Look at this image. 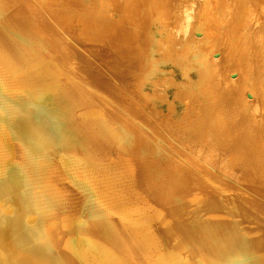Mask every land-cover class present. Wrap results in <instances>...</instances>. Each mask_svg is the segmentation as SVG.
<instances>
[{
    "label": "bare ground",
    "instance_id": "1",
    "mask_svg": "<svg viewBox=\"0 0 264 264\" xmlns=\"http://www.w3.org/2000/svg\"><path fill=\"white\" fill-rule=\"evenodd\" d=\"M103 1H101L103 2L102 7L106 4L105 0ZM126 1L133 2V0ZM229 1L231 6L225 7ZM252 1L257 6L252 7L253 3L250 4L249 0H223L225 3L223 6L221 0L222 7L233 14L228 12L229 15L226 13L228 10L220 9L221 13H226L231 20L235 17L237 21L231 22V24L225 23V31L222 29L223 32L215 33V38L221 39L222 43L214 38L220 44L217 42L219 45H215L213 50L215 52L211 55V57L216 56L215 61L210 59L217 63V69L213 66L216 70L215 76L210 80L207 78V86H204L206 91L203 93L209 96L205 95L206 101L201 104L202 106L197 112V115H201V117L193 114L196 117L189 120L188 116L190 117L191 112L188 110L185 115L188 122L182 127L174 125L175 130L165 129V124L161 125L160 117L157 120L158 126L155 124L153 126L146 125L152 131L151 133L147 129L152 136L143 133V139L175 138L172 141H176L174 143L182 147L180 149L173 146L175 150L172 149V151H167L166 148L167 150L163 153L166 158L161 159L158 158L159 156L139 155L135 149V146L141 144L136 139L143 129L136 124L138 120L142 119H138V114H136L140 104L135 99L136 97H132L133 95L130 93L131 97L125 96L126 100L124 99L122 102V105L124 103L128 108L126 109L127 115L122 118L125 115L121 116L123 112L119 113L122 119L116 118V127H113L115 123L111 124L112 126H105L100 122V129H103L105 135H101V137L95 135L94 132L91 134L93 129L89 132L93 127H90L93 124L89 121L90 119L99 120L105 117L106 120H112V111L117 112L120 109L114 110L115 108L112 109L113 104L106 106L103 101L97 99L92 103L88 101L86 99L88 98L87 89H82L80 86L82 83L79 84L83 80H77V78L73 80L74 76L70 72L71 70L69 71L66 67L68 50L79 48V50L85 51L91 47L88 44L82 46L83 43L74 45L73 39H71V34L76 33L75 28L78 27L71 25L73 24L71 21L77 13V18L80 15L78 12L80 4L77 6L78 3H81L80 0H0V160L2 162V159L7 157L18 162L22 159L30 164V171L40 170L42 175L45 172V178H42L47 184L49 182L52 187L50 190L53 191H49L51 187L48 185L49 188L46 189L48 196L39 198L34 195L31 189L24 190L22 186H25L26 183L25 176L20 174L22 168L16 165H12L7 173H0V194L7 199L0 203V218L5 219L8 225L13 226L12 232L20 240L18 245H14L10 239L0 241L3 250L9 254L11 264H51L43 254L36 252L28 244L29 241L25 239L26 233L25 229L21 227V220L29 217L31 212L35 213L30 216L33 217L32 219L37 218V220L45 221L42 224L45 228L50 226L46 228H49L48 232L55 226L54 230L56 228L57 236H59L58 238L55 235L56 241L61 240L62 242L65 239L64 231H71L70 234L73 232L80 237V240L84 238L93 251L88 250L87 253L91 252L93 256L98 253L100 259L104 257V264H264V0ZM90 2L88 3L90 4ZM211 3H208L209 7ZM239 3L245 5L239 6ZM118 4L115 3L116 8L114 9L123 10V12L134 6L127 7V3L123 6ZM91 5L95 6L92 3ZM217 7L216 5L212 6L210 11L214 13ZM250 7L255 8L259 14L254 16L251 13L252 17H249V14H243L248 8L250 10ZM88 8L90 9V7ZM134 10L130 11L131 14ZM90 11L88 13L94 12V10ZM253 11L254 9L250 10V12ZM88 13H85L84 18H87ZM192 13L195 14V12ZM207 15L204 17L208 18ZM128 16L130 17L129 14ZM228 16H224V18L229 20ZM105 17H107L106 14ZM241 17L244 18V21L239 22ZM167 19L169 20V18ZM68 21L69 25H67ZM134 22H129L128 26H136V22ZM97 23L99 22L97 21ZM211 23L210 21L209 24ZM216 23L213 24L217 25L222 22ZM84 25L86 24L84 23ZM90 25L88 23L86 28ZM105 25L111 28L112 23L109 21ZM207 26L210 29V25ZM82 28L85 32L87 31L85 27ZM82 28L81 30H83ZM91 28L94 31V27ZM100 29L98 27L99 31L96 29L95 31L100 32ZM104 30L106 29L104 28ZM107 30L105 32L108 33L109 30ZM167 30L169 29L167 28ZM122 32L115 31L116 35H121ZM115 33L111 32V34ZM77 34L79 33L77 32ZM79 35L78 38L81 37L79 39L83 40V36ZM83 35L86 36L88 33ZM136 35L137 32L129 31L126 38H114L115 41H113L118 49L123 46L129 51L130 55L128 53L126 56L132 60L127 62L128 65H136V59H139V56L142 57L138 54V46L142 42L139 43ZM95 40H97V36ZM85 42L87 43V41ZM92 42L90 43L92 44ZM214 42L210 43L214 45ZM101 43L98 44L101 45ZM119 43L122 45L120 46ZM205 46L207 47V45ZM206 50L209 54L210 49ZM206 50L205 53H207ZM77 56L79 57V54ZM210 67L208 70H211ZM93 68L92 72L95 70ZM98 69L96 65V70ZM100 72L99 70V76L106 73L104 70L102 74ZM107 73L108 76H111L109 70ZM91 76L93 79V74ZM209 77L211 78V76ZM95 78L94 80H96ZM98 79L100 78L98 77ZM103 79L105 80V78ZM157 82L159 81L155 80L151 83L152 89L157 86ZM98 84L100 86V83ZM199 85L201 86V84ZM122 88L124 89V87ZM16 94H23L24 96L20 97L23 99L16 98L15 96H18ZM148 94L150 93L142 91L141 96L146 98ZM198 100L200 99L198 98ZM169 103L171 104V102ZM192 107L194 108L193 105ZM210 110L217 111L221 120L216 119L210 124V120H208V124L205 123L206 121L203 122L204 115ZM147 113L150 112L147 111ZM171 114L180 115L175 109L171 111ZM140 115L139 117L142 116ZM161 115L159 114L157 117ZM148 117L145 116V119L147 120ZM197 120L201 123L200 127L204 123L206 125L194 129V127L196 128L194 123ZM89 122L91 125H88ZM74 124L76 128H74ZM88 135L91 138L89 145L101 147L95 153L92 151L93 155L100 157H87L83 169L81 167L70 168V166L62 165L56 159V155H58L61 158L75 160L74 156L77 155L72 151L73 154L69 153L70 156H68L66 150L67 153H64L57 146V140L68 138L70 142L79 144ZM134 138L136 141L133 143ZM212 138L215 139V143L209 144L208 141ZM103 139L107 141H103ZM166 140L168 141V139ZM59 145L61 146V144ZM184 148L186 149L183 150ZM71 150L73 149L71 148ZM39 162H41L42 168H40ZM154 169L158 173H154L155 171H152ZM79 170H83L82 172L85 173V183L79 182L75 178V173ZM21 178H24V184ZM79 188H83L84 191ZM66 202H73L71 208L75 207L77 212L73 213L74 210H72L73 212L70 213L69 207L63 206ZM76 205H80V207H76ZM2 234L3 232L0 230V236ZM110 237L116 239V242L121 239L119 242L125 240L131 244L126 246L122 242L114 243L113 240L109 242ZM51 241L57 244L53 239ZM107 241L109 244L106 243ZM60 245L58 243L57 246L60 247ZM65 245L68 246L67 243ZM121 245L124 250L120 249ZM59 247H56L57 251ZM125 247L132 249V256L128 255L127 251L125 252ZM66 248L59 249L64 256L68 257L65 259L69 260L70 264H80L77 259L72 258ZM154 248L157 249L158 254L148 258L147 256L152 254ZM81 254L83 253L81 252ZM1 259L4 260L3 257ZM88 259L91 260V258ZM87 263L81 261V264Z\"/></svg>",
    "mask_w": 264,
    "mask_h": 264
},
{
    "label": "rangeland",
    "instance_id": "2",
    "mask_svg": "<svg viewBox=\"0 0 264 264\" xmlns=\"http://www.w3.org/2000/svg\"><path fill=\"white\" fill-rule=\"evenodd\" d=\"M81 3H78L77 6H79V9H78V12H79V16L77 18V15L78 13L73 17L74 19H72V23L71 25H74V26H78L77 28H75L77 31L76 33H73L71 34V39L72 40V43L74 45H78V44H82V46L85 44V45H91L90 49L88 48L87 50L85 51H81L79 50V48L77 49H73V50H68L67 52V61H66V67L68 68V70L73 74L74 79L77 78V80H83L81 82H79V84H81L80 86H82V89H87L86 90V93L88 95V98H86L88 101H90L91 103L92 102H95V100L97 99L98 101H103L105 103V105L107 106L108 104H113L112 106V109L114 110H119L120 111H112L113 112V116L112 115V120L108 119L106 120V118L104 117L103 119H90L89 121H91L93 124L91 125L89 122L88 125H91L90 127H92L89 132L92 130L91 134H93V132L95 133V135H98V136H101V135H105V132L103 133V129H100V122H102L101 124H104L105 126H109L113 123V127H116L117 126V122L115 120H117L118 118H120L123 114L125 116H122V118L126 117L127 115V110L128 109L125 104L123 103L122 105V102H124V99H125V96L126 97H131V95H133L132 97H136L135 99L139 102L140 106L139 105V108H138V119H141V120H138L136 122V124L141 128L143 129L142 130V133L139 134L140 136L137 137V141L139 140L141 142V144L135 146V149L136 151L139 153V155H147V156H156L158 158H166V155L163 154L167 149V151H172L175 150V148H173V146H177L178 148L182 149V147H179L177 144H175L174 142L176 141H172V140H175V138H166L168 139V141L161 137V139H143V133L145 135H151L152 136V131L149 130V127H147L146 125H150V126H153L154 124L156 126H158L157 124V120L158 118L160 117L162 122H161V125L163 126L164 124V128L167 130H171V129H174L175 130V127H182L183 125H185V123H187L188 121L185 119L187 116L186 113L188 112H191L190 114V117L188 116V119L191 120L192 118L196 117L194 115H197V112L198 110H200L201 108V104H203L206 100V96L208 97L209 95H206L205 93H203V91L205 92V88L204 87L205 85L207 86V81L214 78L215 76V72L217 69V63L216 62H213L212 60H214V58L216 56H212L213 55V51L214 48H215V45H219V41L222 43V40L220 39H217L215 38L216 35L215 33H218V32H223V30L225 31L226 26L225 23L227 24H231V22L233 23L234 21H237L235 19V17L232 16V12L228 9H225V7H228V6H231V2H227L226 6H225V3L223 2V6H225L224 8L222 7V2L221 0H217L219 2L217 3H214L213 1L215 0H133V2H128L126 0H111V1H107L105 0V5H103L105 7H102L101 4H103V0H80ZM91 1V2H90ZM103 1V2H101ZM108 3H107V2ZM117 1V2H116ZM180 1V2H179ZM194 1V3H193ZM200 1V2H199ZM250 4L253 3V5H251L252 7L254 6H257L255 5V3L252 1V0H249ZM90 2V4L88 3ZM112 2H113V7H112ZM186 2V3H185ZM198 2V4H197ZM205 2V4H204ZM210 2H213L210 4V7H209V4L208 3ZM89 5H88V4ZM92 4H95L94 5H91ZM115 3L118 4V5H124L127 3V7H130V5H134L132 7H130V10L126 11L124 10H116L114 8L115 7ZM121 3V4H120ZM166 3V4H165ZM179 3V5H178ZM229 3V4H228ZM168 4V5H167ZM184 4H189V5H184ZM196 4V5H195ZM257 4V3H256ZM85 5V6H84ZM167 5V6H166ZM199 5V7H198ZM207 5V6H206ZM216 5H218V7L215 9V12L213 13L212 11H210V9L212 10V6L214 7ZM221 5V6H219ZM245 5L244 3H239V6H243ZM90 7V9H93L94 12L88 8ZM92 6V7H91ZM101 6V7H100ZM109 6V7H108ZM117 6V5H116ZM126 6V5H125ZM124 6V7H125ZM138 8H137V7ZM141 8H140V7ZM174 6V7H173ZM177 6V7H176ZM186 6V7H185ZM194 6V7H193ZM95 7V8H94ZM136 7V8H134ZM172 9H170V8ZM207 7V8H206ZM220 7V8H219ZM250 7V10L252 11V9H254V13L253 12H250L249 8L247 11H245L243 14H249V17L252 15H250L251 13L258 15L259 13L255 10V8H252ZM83 8V9H82ZM132 8H134V12L133 14H131V12L133 11ZM204 8V9H203ZM85 9V10H84ZM90 12H93L95 14H91V13H88L89 11ZM168 9V10H167ZM180 9V10H178ZM223 11H227L226 13L229 14V13H232L231 16L233 17L232 20L229 18L230 16H228L226 13H221V10ZM177 10V11H175ZM210 12H209V11ZM82 11V12H81ZM131 11V12H130ZM137 12V15H136V12ZM181 11V12H179ZM189 11V12H188ZM204 11V12H203ZM208 11V12H207ZM214 11V9H213ZM257 13H256V12ZM98 12V13H97ZM100 12V13H99ZM105 12L106 16L105 17V14H103ZM140 12V13H139ZM169 12V13H168ZM192 12H195L192 13ZM229 12V13H228ZM250 12V13H249ZM85 13H88V16L87 18H84L85 16ZM97 13V14H96ZM188 13V14H187ZM208 13V15H207ZM236 13V12H235ZM239 13V12H238ZM82 14V15H81ZM100 16H99V15ZM104 16H103V15ZM121 16H120V15ZM128 14L130 15L131 19H129L130 17L128 16ZM212 14V15H211ZM215 14V15H214ZM220 16L221 14L223 15V17H218ZM220 14V15H219ZM134 17H132V16ZM176 15V17H175ZM189 15V16H188ZM210 19V21L212 22L211 24L209 19L204 17L206 16ZM210 15V16H209ZM229 18V20L227 18H224L227 17ZM230 15V14H229ZM112 16V17H111ZM123 17V19H121V17ZM126 16H128V18H126ZM168 16V17H167ZM170 16V17H169ZM193 16V17H192ZM201 18H200V17ZM215 16V17H214ZM253 16V17H254ZM82 17V18H81ZM174 17V18H173ZM180 17V19H179ZM186 17V18H185ZM217 17V18H216ZM248 17V18H249ZM84 18V19H83ZM89 18V19H88ZM93 19V20H90V19ZM136 18V20H135ZM169 18V20L167 19ZM191 18V19H190ZM216 18V19H215ZM224 18V19H223ZM80 19V21H79ZM87 19V20H86ZM96 22H95V20ZM128 19V20H127ZM171 19V20H170ZM190 19V20H189ZM201 19V20H200ZM204 19V20H203ZM207 19V20H206ZM224 21H223V20ZM122 20V22H121ZM135 20V22H134ZM180 20V21H179ZM183 20V21H182ZM186 20V21H184ZM216 20V21H215ZM226 20V21H225ZM241 20L244 21V18L241 17L239 18V22H241ZM249 20V19H247ZM246 20V21H247ZM70 21V20H69ZM69 21H68V24L69 25ZM78 21H79V24H78ZM82 21V22H81ZM83 21H86V22H83ZM97 21L99 23H97ZM111 22L112 23V26L111 28L106 26L105 23L107 22ZM126 21H129L131 23H135L136 26H128V23ZM170 21V22H169ZM177 21V22H176ZM201 21V22H200ZM218 21H221L222 23H218ZM81 22V23H80ZM104 23V24H101V23ZM169 22V24H168ZM180 22V23H179ZM183 22V23H182ZM190 22V23H189ZM194 22V23H193ZM197 22V23H196ZM202 22L203 26L202 25ZM209 22L208 24H205ZM218 24H217V23ZM84 23L86 25H84ZM90 29H87L86 26L88 25ZM117 23V24H116ZM216 23L217 25H214ZM84 26H82V25ZM99 24V25H98ZM127 25L126 27L123 26V25ZM150 24V25H149ZM168 24V25H167ZM171 24V25H170ZM183 24V25H182ZM221 25L220 27L218 25ZM104 25V26H102ZM165 25V26H163ZM191 25V26H189ZM207 25H210V29ZM101 26V27H100ZM123 26V27H122ZM167 26V27H166ZM169 26V27H168ZM173 26V27H172ZM188 26V27H187ZM206 26L208 27L206 29ZM212 26V28H211ZM69 27V26H68ZM82 27H85L87 31L89 32H85L84 28H82L83 30H81ZM91 27H94V31L95 29L98 30V27L100 29V32L98 31H93V29ZM97 27V28H95ZM116 27V28H114ZM139 27V28H138ZM171 27V28H170ZM175 27V28H174ZM177 27V29H176ZM182 27V28H181ZM185 27V28H184ZM200 27H204V28H200ZM104 28L108 31L105 32L106 30H104ZM118 28V29H117ZM123 28V29H122ZM134 28V29H133ZM167 28L169 30H167ZM174 28V29H173ZM187 28V30H186ZM215 31H212L214 30ZM71 29V28H69ZM72 29H74V27H72ZM115 29V30H114ZM183 29V30H182ZM209 29V30H208ZM223 29V30H222ZM123 30V32H122ZM177 30V31H176ZM189 30V32H188ZM81 31V32H80ZM116 32H122L121 35L120 34H117L116 35ZM129 31H134V32H137V35L136 37L138 38L137 40H139V43L140 46H138V54H140L142 57L139 56V59L137 58L136 61V65H128L130 59L132 60V58H128L129 56H126V54L129 53V51L125 48V47H121L118 49V47L114 44L113 41H115L114 38H121V39H124L128 36L129 34ZM170 31H172L170 33ZM185 31H187V33H185ZM196 31V32H195ZM198 31V32H197ZM212 31V33H211ZM77 32L79 34H81V36H83V40L79 39L81 37L78 38V36H80L79 34H77ZM88 33V35H83L85 33ZM92 32V34H91ZM110 32V33H109ZM112 33H115V34H111ZM169 32V33H168ZM179 32V33H178ZM183 32V33H182ZM99 33V34H98ZM140 33V34H139ZM177 33V34H176ZM188 33H189V36H188ZM195 33V35H194ZM90 34V35H89ZM97 34V35H95ZM108 34H110L108 36ZM127 34V35H126ZM174 34V35H173ZM197 34V35H196ZM95 35V36H94ZM103 35V36H102ZM115 35V36H113ZM125 35V36H124ZM177 35V36H176ZM194 35V36H193ZM223 35V34H221ZM88 36V38H87ZM93 36H94V39H93ZM96 36H97V40H99L97 42L96 39ZM118 36V37H117ZM214 36V37H213ZM74 37V38H73ZM77 37V38H76ZM91 37V38H90ZM142 37V38H141ZM154 37V38H153ZM84 38L86 39L85 41H87V43L84 41ZM99 38V39H98ZM144 38V39H143ZM214 38L216 40H219V41H216L214 40ZM75 39V40H74ZM92 39V41H91ZM173 41H172V40ZM212 39V40H211ZM103 40V41H102ZM106 40V41H104ZM153 40V41H152ZM169 40V41H167ZM200 40V41H199ZM210 40V41H209ZM75 41V42H74ZM89 41V42H88ZM102 43H101V42ZM144 41V43H143ZM178 41V42H177ZM214 42V45H212L213 43H210V42ZM80 42V43H79ZM92 42V44L90 43ZM97 42V43H95ZM163 42H165L163 44ZM169 42V43H168ZM177 42V43H176ZM219 44H218V43ZM77 43V44H75ZM90 43V44H89ZM94 43V45H93ZM101 43V45L99 44ZM206 43V44H205ZM210 43V45H209ZM216 43V44H215ZM169 44V45H168ZM174 44V45H173ZM176 44V45H175ZM179 44V45H177ZM198 44V45H197ZM119 45L121 46L122 44L119 43ZM165 45V46H164ZM207 45V47L205 46ZM210 47H209V46ZM96 46V47H95ZM108 46V47H107ZM176 46V47H175ZM193 46V47H191ZM203 46V47H202ZM213 46V47H212ZM117 47V48H116ZM209 47V48H208ZM101 48V49H100ZM106 48V49H105ZM108 48V49H107ZM150 48V49H149ZM192 48V49H191ZM205 48V49H204ZM212 48V49H211ZM92 49V50H91ZM103 49V50H102ZM112 49V50H111ZM209 51V54L207 52V50ZM108 50V51H107ZM205 50L207 53H205ZM67 51V50H66ZM80 51V52H79ZM104 51V52H103ZM195 51V52H194ZM75 52H77V54H75ZM89 54H88V53ZM212 52V53H211ZM218 52V51H217ZM84 53V54H82ZM95 53V54H94ZM104 53V54H103ZM211 53V54H210ZM69 54V55H68ZM79 54V57L77 56ZM82 54V55H81ZM100 54V55H99ZM146 54V55H145ZM81 55V56H80ZM91 55V56H90ZM97 55V56H96ZM113 55V56H112ZM125 57H124V56ZM130 55V53L128 54ZM209 55V56H207ZM76 56L77 58H74ZM84 56V57H82ZM93 56H96L95 58ZM71 57V58H70ZM82 59H81V58ZM93 57V58H91ZM79 58V59H78ZM91 58V59H90ZM101 58V59H100ZM129 60H128V59ZM212 60H211V59ZM108 59V60H107ZM114 59V60H113ZM121 59V60H120ZM201 59V60H200ZM94 60V61H93ZM100 60V61H98ZM120 60V61H119ZM179 60V62H178ZM201 61V62H200ZM215 61V60H214ZM93 62V65H91ZM95 62V63H94ZM99 62V63H98ZM101 62V64H100ZM111 62V63H109ZM128 62V63H127ZM212 65L210 67V64ZM212 62V63H211ZM70 65H68V64ZM103 63V64H102ZM107 63V64H106ZM197 63V64H196ZM106 67H105V65ZM68 65V66H67ZM78 65V66H77ZM96 65H97V68H99L98 70H96ZM104 65V67H103ZM109 65V66H107ZM121 65V66H120ZM102 66V67H101ZM137 66V67H136ZM215 66V67H213ZM90 67V68H89ZM94 67V68H93ZM101 67V69H100ZM108 67V68H107ZM111 67V68H109ZM134 67V68H133ZM184 67V68H183ZM210 67L211 70H208V68ZM93 68V72H92V69ZM137 68V69H136ZM215 68V69H214ZM99 70L101 71L100 73L102 74L103 73V70L106 72V73H103L101 76L98 75V72ZM109 70V73H111V76L109 75L108 76V73L107 71ZM183 70V71H181ZM200 70V71H199ZM202 70V71H201ZM240 70V69H239ZM74 71V72H73ZM98 71V72H97ZM199 71V72H198ZM212 71V72H211ZM214 71V72H213ZM241 71V70H240ZM92 72V73H91ZM97 72V73H96ZM126 72V73H125ZM210 72V73H209ZM237 72V71H236ZM141 73V74H140ZM200 73V74H199ZM214 73V74H213ZM91 74H93V79H92V76ZM95 74V75H94ZM96 74H97V77H96ZM105 74V75H104ZM208 76H206V75ZM213 74V75H212ZM76 75V76H75ZM121 75V76H120ZM128 75V77H127ZM135 75V76H134ZM138 75V77H137ZM205 75V76H204ZM106 76V77H105ZM167 76V78H166ZM211 76V78L209 77ZM81 77V78H80ZM91 77V78H90ZM96 77V78H95ZM102 78L101 80L97 78ZM80 78V79H79ZM94 78L96 80H94ZM105 78V80L103 79ZM121 78V79H120ZM166 78V79H165ZM207 78H209L207 80ZM107 79V80H106ZM110 79V80H109ZM123 79V80H122ZM198 79V80H197ZM205 79V80H204ZM86 80V81H85ZM104 80V81H103ZM118 82H116V81ZM125 80V81H124ZM128 80V81H127ZM159 81L157 82V86L154 87L152 89L151 87V83L153 81ZM162 80V81H161ZM90 81V82H89ZM93 81V82H92ZM95 81V83H94ZM108 81H109V84H108ZM120 81V82H119ZM199 81V82H198ZM206 81V82H205ZM126 82V83H125ZM130 82V83H129ZM100 83V86L99 84ZM103 85H102V84ZM122 83V84H120ZM135 83V84H134ZM140 83V84H139ZM195 83V85H194ZM206 83V84H205ZM74 83L72 82V85ZM129 84V85H128ZM133 84V85H132ZM201 84V86L199 85ZM96 85V86H95ZM116 85V86H115ZM124 85V86H123ZM127 85V86H126ZM124 87V89L122 87ZM141 86V87H140ZM131 87V88H130ZM186 87V89H185ZM200 87V88H199ZM108 88V89H107ZM117 88V89H116ZM128 90H127V89ZM116 89V90H115ZM122 89V90H121ZM126 89V90H125ZM132 89H133V92H132ZM158 89V90H157ZM161 89V90H159ZM198 89V90H197ZM203 89V90H202ZM156 90V91H155ZM195 90V91H194ZM94 91V93H93ZM142 91H145L146 93H150L147 95L146 98H142L141 96V93ZM155 91V92H154ZM160 91V92H159ZM183 91V92H182ZM140 92V93H138ZM153 92V93H152ZM157 92V93H156ZM193 92V93H192ZM109 93V94H108ZM131 95H130V94ZM155 93V94H154ZM161 95H159V94ZM163 93V95H162ZM179 93V94H177ZM199 93V94H198ZM99 94V95H98ZM158 94V95H157ZM185 94V95H184ZM190 94V95H189ZM18 95V94H16ZM116 95V96H115ZM119 95V96H118ZM128 95V96H127ZM138 95V96H137ZM166 97H165V96ZM180 95V96H179ZM206 95V96H205ZM24 95L23 94H19L18 96H15L16 98H20V97H23ZM98 96V97H97ZM118 97H124V98H118ZM183 97V98H182ZM202 97V98H201ZM190 98V99H189ZM198 98L200 100H198ZM23 98H20L19 100H21ZM185 99V100H183ZM85 100V99H84ZM126 100V99H125ZM145 100V102H144ZM197 100V101H196ZM142 101V102H141ZM190 101V102H188ZM108 102V103H107ZM120 102V103H119ZM144 102V103H143ZM150 102V103H149ZM171 102V104L169 103ZM199 102V103H198ZM201 102V103H200ZM103 103V104H104ZM195 103V104H194ZM146 105V106H145ZM187 105V106H186ZM192 105L194 106V108L192 107ZM145 106V107H143ZM170 106V107H169ZM200 106V107H199ZM121 107V108H119ZM126 107V108H125ZM141 107V108H140ZM148 107V108H147ZM190 107V108H189ZM192 107V108H191ZM142 109V110H141ZM148 109V110H147ZM152 109V110H151ZM176 110V112H179V116H175L174 114H171V111L173 110ZM194 109V110H193ZM144 110V111H143ZM151 110V111H150ZM154 110V111H153ZM143 113H141V112ZM150 112V113H157L159 112V114L161 115V113H163V115L161 116H158L159 114H153L151 115L150 113H147ZM170 111V112H169ZM120 112H123L121 113V116H120ZM213 112V113H212ZM146 113V114H144ZM139 114H141L139 117ZM149 114V115H148ZM194 114V115H193ZM153 117H151V116ZM192 115V116H191ZM212 115V116H211ZM145 116L148 117V119L146 120L145 119ZM198 117H201V115H197ZM217 118H216V117ZM163 117V118H162ZM205 117V120H203V122H205L206 124H208V120L209 121V124L210 122H213L215 121L216 119H220L221 120V117L218 116L217 114V111H214V110H210L207 114L204 115ZM207 117V119H206ZM117 118V119H116ZM122 118L118 119V120H121ZM182 119V120H181ZM155 120V121H154ZM114 121V122H112ZM143 123H142V122ZM172 123H171V122ZM109 122V123H108ZM112 122V123H111ZM152 124H151V123ZM183 122V124H182ZM146 123V124H145ZM150 123V124H149ZM179 123V124H178ZM203 124L202 127H204L206 124ZM172 126H171V125ZM95 125V126H94ZM175 125V127H173ZM177 125V126H176ZM194 125L196 126V128L194 127V129H197L200 127L201 123L198 122V120L196 121V123H194ZM74 128H76V125L74 124L73 125ZM112 126V125H111ZM77 127H79V125H77ZM145 129H144V128ZM173 127V128H172ZM200 127V128H202ZM103 128V126H102ZM99 131H98V130ZM151 132H149L148 130ZM96 130V131H95ZM101 130V131H100ZM146 131V132H145ZM97 132V133H96ZM101 133V134H100ZM86 137V138H85ZM80 142L82 144H74L73 141L70 142V140L67 138L66 140L65 139H61V140H57V146L59 148H61L64 153H67L68 156H70V154H73L72 151L74 152V154H77L76 156H74L75 160H72V159H66V158H61L59 157L58 155H56V159L62 164V165H66V166H70V168H74V167H81L83 169V167L86 165V158L87 157H94V158H98L100 156H95L92 154V151H94V153L96 151H99L98 149H100L101 147L99 145H89L90 143V136L88 135L85 136ZM102 137V136H101ZM139 138V139H138ZM163 138V139H162ZM143 139V140H141ZM135 138H134V141L133 143L136 141ZM150 140V141H149ZM155 140V141H154ZM177 140V139H176ZM103 141H107L105 139H103ZM152 141V142H151ZM69 142V143H67ZM159 142V143H157ZM165 144H164V143ZM177 142H180V141H177ZM105 143V142H104ZM151 143V144H150ZM172 143V144H171ZM209 144H213L215 143V139L212 138L208 141ZM61 144V146L59 145ZM65 144V145H64ZM160 144V145H159ZM162 144V145H161ZM83 145V146H82ZM142 145V146H141ZM80 146V147H79ZM83 148H82V147ZM134 146V145H133ZM163 146V147H162ZM73 150H71V148ZM85 147V148H84ZM90 148V149H89ZM167 148V149H166ZM201 148V147H199ZM77 149V150H76ZM97 149V150H96ZM186 148H184L183 150H185ZM194 149V148H192ZM67 152H66V151ZM82 150V152H81ZM177 150V149H176ZM87 151V152H86ZM151 151V152H150ZM163 151V152H162ZM70 153V154H69ZM79 153V154H78ZM82 154V155H81ZM64 156H66V154H64ZM81 156V157H80ZM83 157L84 160H83ZM46 160V159H45ZM48 160V159H47ZM23 162V163H22ZM21 163V165H20ZM40 163V168L41 167V162ZM84 163V164H83ZM1 165H2V169H1ZM12 165H16L20 168H22L20 170V174L22 176H25V180L24 178H21L22 181L24 180L27 184H28V181L30 182L28 184V186H26L27 184L25 183V186H22L24 190L26 189H31V191L34 193V195H36L37 197L39 198H43V197H47L48 194L46 193V191L48 190V185L51 187V185L47 184L46 181H44V178H45V175L43 173L42 175V172L40 170H34V171H30L31 169V166L30 164L24 160H19L18 162L16 160H13L12 158H4L2 159V162L0 160V173L4 172V173H7L11 166ZM26 169V170H25ZM25 172H24V171ZM27 171V173H26ZM83 170H79L78 172H76L75 174V178L79 181V182H82V183H85L86 182V177H85V173L82 172ZM154 173H158V171H156L155 169L152 170ZM41 172V173H40ZM82 172V173H81ZM27 174V175H26ZM29 174V175H28ZM36 174V175H35ZM44 177V178H42ZM79 177V178H78ZM29 178V179H28ZM28 180V181H27ZM24 181H23V184H24ZM31 182H33L31 184ZM34 182H38L37 184L34 183ZM47 184V187L45 186ZM30 186V187H29ZM37 186V187H36ZM25 187V188H24ZM47 189V190H46ZM49 188V191H51ZM79 190L81 191H84L83 188H79ZM53 192V191H51ZM6 197L5 196H2L0 194V203H3L5 202ZM73 202H66L63 206L65 207H69V210H70V213H72L74 210L73 213L77 212L74 207L71 208V205H72ZM76 207H80V205H76ZM64 208V207H63ZM66 209V208H65ZM68 211V210H67ZM29 217L31 215H34L35 213H29ZM1 216V215H0ZM26 217L24 220H21V227L23 229H25V239H27L29 241L28 244L31 245V247L34 248V250L40 254H43L49 261L51 264H64V263H69L66 259H68V257L64 256L62 254V252L60 251L61 249L60 248H64L67 247L66 249L69 250V253L72 255V258H75V260L77 259V261H79V263L81 264V261H84L87 263V264H104L105 262V259L101 258L100 259V256L98 255V253H96L97 255L96 256H93V254L91 252L92 251V248H90L89 244L85 242L84 238L83 240H80V237L79 236H76L73 232L70 234L71 231H67L65 232L64 231V234L66 235L65 239L61 242V240L59 241H56L57 237L59 238V236H57L58 232L56 231V228L54 230V227L55 226H51L52 228L50 229V231L48 232L49 228L46 229L47 227H50V226H43V221L42 219H38L37 218H34L32 219L33 217ZM32 223V224H31ZM34 223V224H33ZM31 225V226H30ZM34 225V226H33ZM37 225V226H36ZM35 227V228H34ZM12 228L13 226L12 225H8L7 224V221H5V219H1L0 218V230L3 232L2 236H0V241L1 240H8L10 239L12 241V243L14 245H18V243L20 242L19 238L12 232ZM45 228V229H44ZM45 230V231H44ZM54 230V231H53ZM71 230V229H70ZM54 232V233H53ZM48 233V234H47ZM51 233V235H50ZM69 233V234H68ZM50 235V238L48 237ZM54 235V236H53ZM57 237H56V236ZM53 236V238H52ZM71 236V237H70ZM82 236V235H80ZM48 237V238H47ZM55 237V238H54ZM68 238V239H67ZM53 239L54 242H57L56 243H53L51 240ZM56 239V240H55ZM82 239V237H81ZM109 240V238H107ZM42 240V241H41ZM114 241V243L116 242L114 240V238L110 237V241ZM121 240V239H120ZM118 239V241L116 243H118L120 241ZM109 242L107 241L106 243L109 244ZM123 244H126V246H128V244H131V242L129 243V241H125L123 242V240L121 241ZM119 242V243H121ZM59 243V245L61 243H63L62 245L57 246ZM68 244V246H66L65 244ZM90 243V242H89ZM113 243V242H112ZM113 243V245H114ZM56 244V245H55ZM81 244V245H80ZM55 245V246H54ZM120 245V244H119ZM117 246V245H115ZM56 247L59 251H57ZM69 247V248H68ZM85 250H84V248ZM118 247V246H117ZM120 249H123L124 250V247L123 245L119 246ZM2 249V250H1ZM129 249V250H128ZM89 251V254L87 253ZM121 250V251H123ZM155 250V251H154ZM157 249L154 248L153 249V252H151L152 254H150V256H147L148 258L149 257H155L154 255H157L158 254V251H156ZM78 251V252H77ZM86 251V252H85ZM127 251V252H126ZM150 251V250H149ZM5 254H3V253ZM81 252L83 254H81ZM125 252L132 256L133 254H131L132 252V249L131 248H127L125 247ZM87 253V254H86ZM130 253V254H129ZM133 253V252H132ZM62 254V256H61ZM148 254V255H149ZM85 255V256H84ZM88 255V256H87ZM98 256V257H97ZM0 257L4 258L1 259L0 258V264H11L10 260H9V254L3 250V248L1 247V244H0ZM62 257V258H61ZM87 257V258H86ZM135 257V256H134ZM66 258V259H65ZM88 258H91L88 259ZM96 258V259H94ZM62 259V260H61ZM2 260V261H1ZM98 260V261H97ZM5 261V262H4ZM104 261V262H103ZM4 262V263H3ZM70 264V263H69Z\"/></svg>",
    "mask_w": 264,
    "mask_h": 264
}]
</instances>
